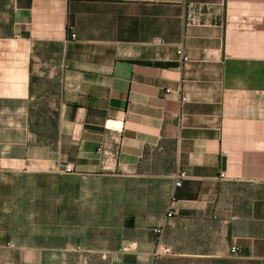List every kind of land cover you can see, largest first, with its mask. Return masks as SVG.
Segmentation results:
<instances>
[{
    "label": "crops",
    "instance_id": "0c3cea01",
    "mask_svg": "<svg viewBox=\"0 0 264 264\" xmlns=\"http://www.w3.org/2000/svg\"><path fill=\"white\" fill-rule=\"evenodd\" d=\"M155 261L264 264V0H0V264Z\"/></svg>",
    "mask_w": 264,
    "mask_h": 264
},
{
    "label": "built area",
    "instance_id": "2783aa9c",
    "mask_svg": "<svg viewBox=\"0 0 264 264\" xmlns=\"http://www.w3.org/2000/svg\"><path fill=\"white\" fill-rule=\"evenodd\" d=\"M208 14H209V7L207 5L200 4V3H190V4H188L187 10H186V13L184 16L185 25L186 26H199V25L211 24L214 21L206 19ZM75 36H76V34L73 33L72 37H75ZM156 41L159 43L162 42V40H160V39H157ZM177 52L181 55L183 61L189 60V56L186 55L182 49H179ZM60 170L62 172H65V173H72L75 171V168H74L73 164H67L64 167H62ZM184 176H185L184 172H181L179 174L178 180L176 181V186H181ZM221 177L224 178L225 174L221 173ZM172 215H173V212H172V210H170L167 213V216L171 217ZM162 230L163 229L161 227H157L154 229V231L156 233H161ZM10 245H12V244H10ZM131 248H132V246L127 245L125 249H131ZM239 251H240V248L238 246L233 245L231 247V253L232 254H237V253H239ZM153 264H158V263H157V261H155Z\"/></svg>",
    "mask_w": 264,
    "mask_h": 264
}]
</instances>
